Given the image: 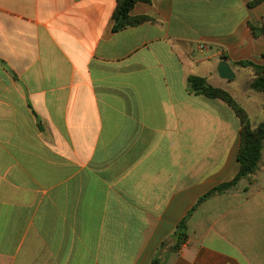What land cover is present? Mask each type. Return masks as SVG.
I'll return each mask as SVG.
<instances>
[{"label": "crops", "instance_id": "obj_1", "mask_svg": "<svg viewBox=\"0 0 264 264\" xmlns=\"http://www.w3.org/2000/svg\"><path fill=\"white\" fill-rule=\"evenodd\" d=\"M253 1L138 2L154 21L114 32L117 0H0V264H264V164L192 212L238 174L241 124L188 77L264 121L234 66L264 65Z\"/></svg>", "mask_w": 264, "mask_h": 264}, {"label": "trees", "instance_id": "obj_2", "mask_svg": "<svg viewBox=\"0 0 264 264\" xmlns=\"http://www.w3.org/2000/svg\"><path fill=\"white\" fill-rule=\"evenodd\" d=\"M150 0H117V6L113 13V31L119 32L129 27H135L146 22L154 21L148 16L133 17L131 12L138 2H149ZM264 3V0H254L250 6H257ZM253 34L258 37L264 34V20L262 22H253L250 24ZM234 66L250 69L253 78L250 82V90L254 92L264 93V65L257 64L251 60H242L235 62ZM230 81H233L230 80ZM188 85L191 91L196 95H203L208 98L219 99L224 101L236 114L240 120V147L238 151V161L240 170L235 178L223 184H220L202 196L192 212L198 209L208 199L225 194L235 190L240 182L244 179L250 183L263 166V150H264V121L258 125H254L248 111L236 100V98L227 90L211 85L207 78L191 75L188 77ZM186 217L178 226L175 238L180 241L186 240L187 223L189 217ZM152 264H159V260L155 259Z\"/></svg>", "mask_w": 264, "mask_h": 264}, {"label": "water", "instance_id": "obj_3", "mask_svg": "<svg viewBox=\"0 0 264 264\" xmlns=\"http://www.w3.org/2000/svg\"><path fill=\"white\" fill-rule=\"evenodd\" d=\"M218 72L220 74V77L225 80H232L236 77V74L234 73L233 69L226 61L220 63L218 67Z\"/></svg>", "mask_w": 264, "mask_h": 264}, {"label": "rangeland", "instance_id": "obj_4", "mask_svg": "<svg viewBox=\"0 0 264 264\" xmlns=\"http://www.w3.org/2000/svg\"><path fill=\"white\" fill-rule=\"evenodd\" d=\"M240 70H242V72H244V71H248V70H246V69H240ZM239 79L241 78V79H243L244 80V76H239L238 77ZM244 84V83H243ZM243 89V88H242ZM245 89V88H244ZM244 89H243V91H244ZM249 90H250V87H249ZM264 94V93H263ZM263 103H264V101H263Z\"/></svg>", "mask_w": 264, "mask_h": 264}]
</instances>
